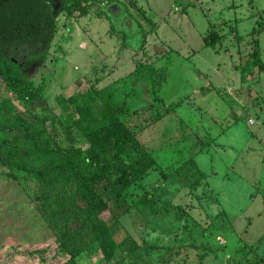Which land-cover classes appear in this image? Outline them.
I'll return each mask as SVG.
<instances>
[{
	"label": "rangeland",
	"instance_id": "rangeland-1",
	"mask_svg": "<svg viewBox=\"0 0 264 264\" xmlns=\"http://www.w3.org/2000/svg\"><path fill=\"white\" fill-rule=\"evenodd\" d=\"M81 6L86 17H58L46 62L26 79L53 112L84 93L97 97L95 112L116 108L132 150L152 159L124 208L109 204L116 244L132 238L140 247L120 250L122 264H264V0ZM154 74L162 76L157 100ZM4 100L12 123L41 114L1 86ZM46 131L69 148L58 125ZM21 142L19 133L0 135V264H50L59 246L70 253L66 264H102L91 259L96 246L72 200L57 203L66 189L8 175L7 162L26 153ZM141 199L153 211L140 213Z\"/></svg>",
	"mask_w": 264,
	"mask_h": 264
},
{
	"label": "trees",
	"instance_id": "trees-1",
	"mask_svg": "<svg viewBox=\"0 0 264 264\" xmlns=\"http://www.w3.org/2000/svg\"><path fill=\"white\" fill-rule=\"evenodd\" d=\"M56 1L0 0V87L11 90L32 111H41L39 116L33 117V123H12L14 119L6 116V113L11 116V103L0 101V135L6 129L19 133L20 144L26 152L18 155V162H7L6 169L10 176H31L35 183L66 189L70 196L62 194L66 199H59L57 203L66 205L70 198L74 209L83 215L82 230L96 246L91 259L102 264H122V257L118 255L120 250L123 254L135 253L140 247L132 238L116 244L111 227L117 221L109 204L122 210L129 199L130 184L154 163L143 148L132 150L131 131L117 118L116 108L107 105L101 113L95 112L92 106L97 97L84 93L82 98L69 101L72 107H62L61 113L53 112L44 102L42 88L26 79V73L32 67L46 62L57 33L58 17L63 12L73 15L79 11L78 16L83 18L90 12L89 8L81 6L89 0ZM255 45L254 57L260 64ZM154 75L151 89L157 100L162 76ZM48 124L60 127L69 148H60L52 141L46 131ZM79 140L87 145L86 149L78 148ZM148 203L149 199L139 201L140 213L146 214L147 209L153 211ZM56 253L50 264L68 262L62 258L70 253L61 246Z\"/></svg>",
	"mask_w": 264,
	"mask_h": 264
},
{
	"label": "flooded vegetation",
	"instance_id": "flooded-vegetation-1",
	"mask_svg": "<svg viewBox=\"0 0 264 264\" xmlns=\"http://www.w3.org/2000/svg\"><path fill=\"white\" fill-rule=\"evenodd\" d=\"M56 3H57V1L56 0H54ZM59 7V5L57 4V8Z\"/></svg>",
	"mask_w": 264,
	"mask_h": 264
},
{
	"label": "crops",
	"instance_id": "crops-1",
	"mask_svg": "<svg viewBox=\"0 0 264 264\" xmlns=\"http://www.w3.org/2000/svg\"><path fill=\"white\" fill-rule=\"evenodd\" d=\"M154 50H156V49H154Z\"/></svg>",
	"mask_w": 264,
	"mask_h": 264
}]
</instances>
